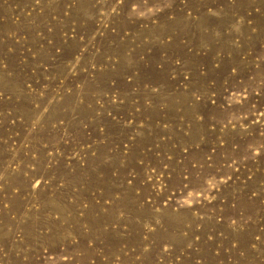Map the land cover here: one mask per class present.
Segmentation results:
<instances>
[{
    "label": "rangeland",
    "instance_id": "obj_1",
    "mask_svg": "<svg viewBox=\"0 0 264 264\" xmlns=\"http://www.w3.org/2000/svg\"><path fill=\"white\" fill-rule=\"evenodd\" d=\"M0 264H264V0H0Z\"/></svg>",
    "mask_w": 264,
    "mask_h": 264
}]
</instances>
